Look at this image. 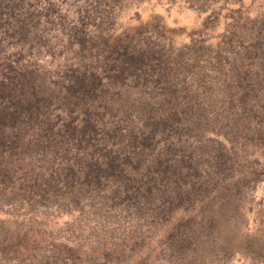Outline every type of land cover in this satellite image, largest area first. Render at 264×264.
Wrapping results in <instances>:
<instances>
[{"label": "rangeland", "instance_id": "obj_1", "mask_svg": "<svg viewBox=\"0 0 264 264\" xmlns=\"http://www.w3.org/2000/svg\"><path fill=\"white\" fill-rule=\"evenodd\" d=\"M207 1L0 0L46 78L0 120V264H264V0Z\"/></svg>", "mask_w": 264, "mask_h": 264}, {"label": "trees", "instance_id": "obj_2", "mask_svg": "<svg viewBox=\"0 0 264 264\" xmlns=\"http://www.w3.org/2000/svg\"><path fill=\"white\" fill-rule=\"evenodd\" d=\"M121 0H87V6H85L83 12L80 15V19L86 18L85 20H90L92 18L103 19L107 12L113 10L115 3H119ZM192 2H197L198 8L203 9L208 5L207 0H190ZM121 5V4H120ZM1 6V5H0ZM196 6V5H195ZM1 8V7H0ZM233 12L239 13V8L232 10ZM0 11V18H1ZM92 13V14H91ZM80 20L78 17L75 18L73 23H79ZM78 32H80L78 30ZM89 32L87 30L86 34ZM100 32H104V29H95L92 30V35L100 34ZM107 32V31H105ZM108 33V32H107ZM91 35V34H90ZM46 40V35H43ZM104 36L98 37L99 39H104ZM97 38V39H98ZM89 39V38H88ZM44 40V41H45ZM77 42V48L80 47L82 49V45H79V41L75 39ZM7 43L2 40V36L0 35V120L1 117L6 116L10 113L19 112L18 108L22 107V103L24 106L29 107L31 102V97H35L37 91L39 90V86L44 78V72L37 70L39 67L36 64V57L32 55V57L28 55H23L20 53L22 44L20 45H12L10 51H3V47H5ZM9 44V43H8ZM84 45V44H83ZM87 45H84L87 50ZM101 49L95 48V51H88L87 58L90 62L89 65V74L91 75L92 80L96 78V74L93 70V66L97 63V57ZM24 56V57H23ZM94 58V59H92ZM85 60V57L79 60L82 62ZM119 66L114 69V73L112 75L120 76L125 74L129 69H134L135 63L132 61V58L125 62H120ZM82 72H86L85 69ZM80 78V77H78ZM77 78L69 79V77L64 81L66 82H74ZM8 101H6V99ZM3 102H5L3 104ZM8 105H10V111H8Z\"/></svg>", "mask_w": 264, "mask_h": 264}]
</instances>
